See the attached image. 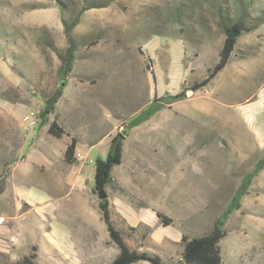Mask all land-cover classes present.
I'll return each mask as SVG.
<instances>
[{
  "label": "rangeland",
  "instance_id": "1",
  "mask_svg": "<svg viewBox=\"0 0 264 264\" xmlns=\"http://www.w3.org/2000/svg\"><path fill=\"white\" fill-rule=\"evenodd\" d=\"M87 1L97 7L83 11L72 29L74 58L86 59L85 75L94 73L95 64L114 65L116 84L107 93L85 88L68 96L99 100L96 122L103 128L107 120L119 124L115 134L125 130L122 164L104 188L111 221L130 249L163 264H194L184 258L182 236L209 233L245 176L264 159V21L243 31L226 65L192 90L222 47L216 0ZM217 1L238 11L236 0ZM252 1L250 13L263 16L264 0ZM83 5V0H0V114L14 106L19 128L0 120V264H109L118 253L92 192L98 153L88 154L90 201L83 198L78 206L65 184L68 172L45 168L38 171L39 183L28 165L17 181L9 179L15 151L35 152V125L28 126L24 116L33 111L38 127L44 124L37 113L59 84L68 48L62 21L70 22ZM125 64L132 77L126 80L120 76ZM146 70L152 74L151 101L181 90L186 95L129 128L130 111L148 99ZM223 230L222 264H264V168Z\"/></svg>",
  "mask_w": 264,
  "mask_h": 264
},
{
  "label": "trees",
  "instance_id": "2",
  "mask_svg": "<svg viewBox=\"0 0 264 264\" xmlns=\"http://www.w3.org/2000/svg\"><path fill=\"white\" fill-rule=\"evenodd\" d=\"M83 1L84 5L70 22H67L64 19L62 21L64 33L68 42V48L63 58V64L60 68L61 77L59 79L57 88L49 98H45L44 105L38 113V118H40L43 123L48 124L47 133L56 138H60L64 134V130L57 124L55 120L49 121V114L54 112L55 103L62 94V88L65 85V77L70 72L72 61L74 59L75 42L72 36V29L79 23L80 15L83 11L92 7H97L96 5L89 3L87 0ZM252 3V0H236L235 4L238 7V11L232 12L227 8H223L219 1L216 0L213 2V7L216 11L224 35L222 47L219 51L218 61L212 68L208 70V75L205 76L201 81L193 84L190 89L196 90L206 85L226 65L233 52L239 35H241L243 31H250L260 26L264 21V15L253 16L250 13L249 7L252 5ZM261 12L263 13L264 10ZM185 95L186 90H181L176 94H166L153 99L144 109L129 119L128 127L131 128L139 125L165 105L183 99ZM124 138L125 135H123L121 131L117 132L109 142L106 156L104 158L97 157L94 160V182L92 186L93 193H97L100 188H105L106 185L112 182V168L115 165H119L123 158ZM74 147L75 139L72 137L64 152V158L66 161L71 160ZM263 168L264 159H261L255 164L252 171L245 176L242 184L236 189L235 193L230 199L228 206L214 221L213 228L209 233L198 237H193L191 239H188V237L185 235L182 236L183 241H185L183 255L187 262L194 264H222L218 242L224 235V223L228 215L234 209L239 207L240 199L247 192L252 178ZM98 208L101 218L108 231L110 241L118 248L117 255L109 264H131L137 261H148L151 264H163L159 257L151 256L145 252L139 253L127 246L120 231L114 227L111 221L109 202L107 198L98 201ZM156 215L162 219V222L165 225L169 224V220H167L160 213L156 212Z\"/></svg>",
  "mask_w": 264,
  "mask_h": 264
},
{
  "label": "crops",
  "instance_id": "3",
  "mask_svg": "<svg viewBox=\"0 0 264 264\" xmlns=\"http://www.w3.org/2000/svg\"><path fill=\"white\" fill-rule=\"evenodd\" d=\"M85 60L86 59L84 57H75L73 59L71 70L65 77V85L62 88V94L55 103L54 112L49 114V121L55 120L57 124L64 130V134L60 138H53V136L47 133L48 124L44 123L41 127H38L39 123L37 121L35 125V152H33V154H29L24 152L21 153V151H15V159L8 165V168L10 169L9 179L14 181H17V177H22L21 173L23 170H27L26 167H28V165L35 167V182L39 183L40 180L38 171H44L45 168L53 169L52 171H49L51 173L57 171L68 172L65 184L69 188L68 192L72 196L71 203L74 206L80 205V203L83 201V198L87 197L88 200L90 199L88 198V192L90 188V173L87 170V166L89 164H78L74 159L75 151L81 150L87 155L90 154L91 151H95L99 154V157L104 158L107 154L109 142L115 135L114 129L119 125L114 124L112 120H105L108 127L103 128V123L98 124L96 122L98 115L95 111V106L97 104L99 106V100L91 99L87 102L84 100H80L78 102L75 99L70 100L68 94L83 92L85 91V88L90 90L89 92L107 93L110 92L111 87L116 84L115 71H113L115 70L114 65L95 64L94 73L85 75ZM123 60L128 61V59ZM122 67L125 72L123 74H121L122 72H119V74H121L120 76L125 80L128 78H132L128 77V73L126 72L129 66L125 64ZM101 69L107 70V73H104L103 71H101ZM140 69L145 72L143 62L141 63ZM99 72H102L104 74H99ZM147 72L149 74L147 78L149 89L147 99L148 101L144 100V98L141 99L137 107L130 111L129 116H135L142 109H144L148 103L151 102L150 90L152 87V74L150 71ZM137 79L139 81L141 80V78H135L134 80ZM14 109V106H12V108L9 109V112L8 110L7 112H1L0 120L5 125L15 126V131L18 132L19 128L17 126V123L14 121ZM89 115L91 116V118L88 119ZM151 117L136 126H140L146 123ZM74 133H77L79 137H76ZM72 137L75 139V147L72 155V160L67 163L64 161V152ZM57 140L61 142H57ZM55 144L60 147L58 153L52 147H50V145ZM121 164L122 161L119 165L113 166L112 170L115 167L120 166ZM115 197H119L122 199L124 198L122 196ZM84 210L85 209L83 208L81 209L82 212H84Z\"/></svg>",
  "mask_w": 264,
  "mask_h": 264
},
{
  "label": "built area",
  "instance_id": "4",
  "mask_svg": "<svg viewBox=\"0 0 264 264\" xmlns=\"http://www.w3.org/2000/svg\"><path fill=\"white\" fill-rule=\"evenodd\" d=\"M35 114H34L33 111H31L29 115H25L24 116V120H28V126H30V127L36 125V123H37L36 117L33 118L35 116ZM37 117H38V113H37ZM74 159L80 165H86V164L93 163V160L89 157V155H87L85 152H83L81 150H76L75 151V153H74Z\"/></svg>",
  "mask_w": 264,
  "mask_h": 264
},
{
  "label": "water",
  "instance_id": "5",
  "mask_svg": "<svg viewBox=\"0 0 264 264\" xmlns=\"http://www.w3.org/2000/svg\"><path fill=\"white\" fill-rule=\"evenodd\" d=\"M121 133L124 135L125 134V130L121 131ZM97 195H98L99 200H103V199L107 198V193H106L104 188H100L97 191Z\"/></svg>",
  "mask_w": 264,
  "mask_h": 264
},
{
  "label": "bare ground",
  "instance_id": "6",
  "mask_svg": "<svg viewBox=\"0 0 264 264\" xmlns=\"http://www.w3.org/2000/svg\"><path fill=\"white\" fill-rule=\"evenodd\" d=\"M3 219L0 217V221H2Z\"/></svg>",
  "mask_w": 264,
  "mask_h": 264
}]
</instances>
